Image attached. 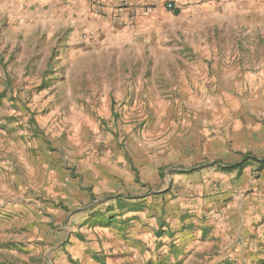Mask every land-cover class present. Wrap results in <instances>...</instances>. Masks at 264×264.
<instances>
[{
	"label": "rangeland",
	"instance_id": "1",
	"mask_svg": "<svg viewBox=\"0 0 264 264\" xmlns=\"http://www.w3.org/2000/svg\"><path fill=\"white\" fill-rule=\"evenodd\" d=\"M27 1L0 21V264H264V219L230 215L264 165L188 198L163 173L264 157V0H172L78 47L26 26ZM123 167L167 189L131 199Z\"/></svg>",
	"mask_w": 264,
	"mask_h": 264
},
{
	"label": "crops",
	"instance_id": "2",
	"mask_svg": "<svg viewBox=\"0 0 264 264\" xmlns=\"http://www.w3.org/2000/svg\"><path fill=\"white\" fill-rule=\"evenodd\" d=\"M174 1L176 4L180 5L183 0ZM22 3L23 0H0V21L6 14H10L14 9H17L18 6H21ZM27 4H29L30 10L26 14V26L31 25V30L35 32L38 31L40 35L44 33L53 35L64 28L63 31H67L68 33L67 38L69 41H67V43H70V47L81 46L82 39L87 37L92 38L93 41L104 38L120 41L125 40L129 38V36L137 34L141 28L145 27L143 25H150V23L154 21L151 18L156 13L155 11L153 15L147 18H138L132 26L125 27L112 21L108 14L103 17L92 16L89 13L88 2L85 0H28ZM159 10L161 9L158 8V11ZM161 15L166 17L164 12H161ZM210 136L206 145H211L214 140V138L212 140V136L214 137V135L210 134ZM195 138L199 139L200 136L195 135L192 140H195ZM227 153L228 156L225 162L228 163H210L207 167H202L192 174L185 173L179 168H166L163 171L164 177L167 176V171H169L171 177H173L172 187L169 186L168 188L171 189L172 192L180 191L183 195L187 193L185 194L187 198L189 196H197L198 192L207 190L208 187L210 191H222L221 193H223L225 191V182L229 178L226 176V172H236V174H240L244 169L240 171L227 170L225 167L240 162L243 154H248L244 152L233 154L231 149L227 151ZM118 166L120 167V165ZM122 169L124 177L130 179V183L133 182V186L137 188L145 186L142 191H147L145 195H138L137 197L132 196L131 199L135 200L136 198H140V201L145 200V202H147L150 201L153 193H159L167 189L166 183L163 182L161 176H158V171L155 169L151 172L152 180L145 182L139 181L140 179L136 172H133L134 174L131 175L125 167ZM231 177L232 176H230V178ZM260 188L261 187H259V189ZM156 189L157 192H154L153 190ZM221 196L222 195L219 194L218 198ZM162 199L163 197L159 196V200L161 201ZM185 201L186 198L182 197L181 199L169 200L167 203L169 205H178L180 202L184 203ZM239 207H244V211L236 210V212H231L230 215L240 217L242 223L245 221L252 225L262 221L264 219V193L256 192L254 195L251 194V196L248 195L240 199ZM261 227H264V223L257 228V231H259Z\"/></svg>",
	"mask_w": 264,
	"mask_h": 264
},
{
	"label": "built area",
	"instance_id": "3",
	"mask_svg": "<svg viewBox=\"0 0 264 264\" xmlns=\"http://www.w3.org/2000/svg\"><path fill=\"white\" fill-rule=\"evenodd\" d=\"M88 2L89 13L95 17L109 18L125 27H130L138 18H147L157 8L168 11L178 9L172 0H85Z\"/></svg>",
	"mask_w": 264,
	"mask_h": 264
},
{
	"label": "trees",
	"instance_id": "4",
	"mask_svg": "<svg viewBox=\"0 0 264 264\" xmlns=\"http://www.w3.org/2000/svg\"><path fill=\"white\" fill-rule=\"evenodd\" d=\"M179 9L173 10L174 15H178ZM254 161L257 164V168L260 170L262 169L264 165V157L261 159H257L255 157H252L250 154H243L242 160L238 163L231 164L225 167L227 170H237L240 171L242 170L246 165L249 164V162Z\"/></svg>",
	"mask_w": 264,
	"mask_h": 264
}]
</instances>
